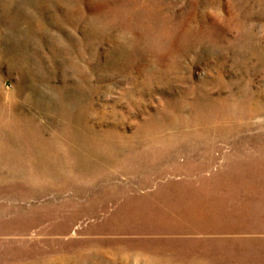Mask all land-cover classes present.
Masks as SVG:
<instances>
[{"label":"rangeland","instance_id":"rangeland-1","mask_svg":"<svg viewBox=\"0 0 264 264\" xmlns=\"http://www.w3.org/2000/svg\"><path fill=\"white\" fill-rule=\"evenodd\" d=\"M262 47L264 0H0V264H264Z\"/></svg>","mask_w":264,"mask_h":264},{"label":"bare ground","instance_id":"bare-ground-1","mask_svg":"<svg viewBox=\"0 0 264 264\" xmlns=\"http://www.w3.org/2000/svg\"><path fill=\"white\" fill-rule=\"evenodd\" d=\"M145 7H146V9H149L150 4H145ZM235 13H236V11L234 12V15H235ZM149 19H150V22L152 25H156L157 23H160L161 26H163V27H164V24L166 22L165 18H162L156 14L151 15L149 17ZM234 22L236 23L238 29L242 28L243 25H242V23L238 17L236 18V20H234ZM169 31H170V29L167 32H169ZM146 33L147 34L145 36H142V38L146 41L155 42V38H157V36L154 35L153 33H151L150 31L149 32L146 31ZM246 33H247L246 38H248V40L246 39L247 44L250 45V47H252L253 50L257 51L259 46H257V43L253 37L254 30L247 29ZM260 53L261 54L264 53L263 47L260 49ZM76 145L79 146V144L75 142V145L72 148H70L69 152H68L70 154V157L72 156V158H74V163H75V167H76V169L74 168V170L76 172H79L78 174H82L83 172H91L92 170L87 171L88 167L83 165V161L88 162V160H84V157H82L81 152H79V150L77 148H75ZM82 252H85V253L81 254L82 258H83L82 264H110V263L111 264H119L120 260L128 261V260H131L132 258L138 260L139 258H144L145 254H146V253H139V252L129 253L126 251H123V252L115 251V252H112V254L114 256V258H113L114 261H111L110 263H108L105 258H102V255H106V254L105 253H99L98 249H94V250L88 249V250H84ZM101 252H102V250H101ZM145 260H146V258H145ZM147 261L149 262V264H158L156 260L151 259V258H148ZM77 264H79V263H77ZM191 264H197V263H191Z\"/></svg>","mask_w":264,"mask_h":264}]
</instances>
